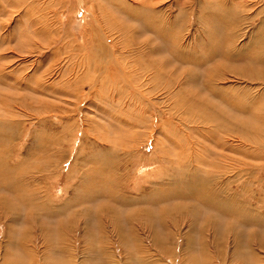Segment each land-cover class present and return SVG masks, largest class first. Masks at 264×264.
<instances>
[{
    "label": "rangeland",
    "instance_id": "1",
    "mask_svg": "<svg viewBox=\"0 0 264 264\" xmlns=\"http://www.w3.org/2000/svg\"><path fill=\"white\" fill-rule=\"evenodd\" d=\"M256 52L264 0H0V264H264Z\"/></svg>",
    "mask_w": 264,
    "mask_h": 264
},
{
    "label": "bare ground",
    "instance_id": "2",
    "mask_svg": "<svg viewBox=\"0 0 264 264\" xmlns=\"http://www.w3.org/2000/svg\"><path fill=\"white\" fill-rule=\"evenodd\" d=\"M261 51V50H260ZM249 60H251V61H253V65L250 63V65H252V68L254 69V68H261V65L263 64V68H261L260 69V71H264V55H263V53L262 52H259V53H253V54H251L250 55V57H249ZM258 78L260 79L261 77H263L264 76V72H261V73H259L258 75ZM249 80V79H248ZM216 93H218V92H216ZM215 93V94H216ZM214 96V95H213ZM231 97V96H230ZM234 107L235 108H237V109H243V107H245V105L241 102V100L240 99H238V98H235L234 99ZM209 105H210V103H209ZM207 107V106H206ZM204 108V107H203ZM207 116V115H206ZM211 117V116H210ZM3 138V137H2ZM4 143V142H3ZM10 146V145H9ZM6 147V146H5ZM20 162V161H19ZM17 163V162H16ZM19 164V163H18ZM20 165V164H19ZM18 166V165H17ZM14 168H15V166H13ZM20 168H22V166L20 167ZM2 169V168H1ZM16 175V174H15ZM18 175V174H17ZM30 175V174H29ZM29 175H28V177H29ZM19 176V175H18ZM26 176V175H25ZM19 178V177H18ZM15 179L17 180V177L15 176ZM15 179H14V181H12L11 182V186L14 184H17L16 182H15ZM23 179V178H22ZM27 179V178H26ZM31 179H32V177H31ZM2 181V180H1ZM4 181V180H3ZM26 181V180H25ZM27 183V182H26ZM5 184V183H4ZM29 185V184H28ZM6 186H7V184H6ZM16 186V185H15ZM118 186V185H117ZM189 186V185H188ZM187 186V187H188ZM22 187V186H21ZM200 187H201V189H200V191L196 194L197 195V197L198 198H200V195L204 192V191H207V190H210L211 189V186H207L206 185V183H205V180H204V183L203 184H201L200 185ZM12 188V187H11ZM13 189V188H12ZM16 189H18V188H16ZM20 189V188H19ZM22 189V188H21ZM25 189V188H24ZM23 189V190H24ZM16 194H17V196L19 197V198H22V199H24L29 205L31 204V207H32V202L30 201L31 199H30V196L28 197V193H27V191H26V193H23V192H19V191H16L15 192ZM35 193V192H34ZM38 194V193H37ZM36 194V195H37ZM114 194V193H113ZM205 195V194H204ZM225 195V194H224ZM16 196V197H17ZM18 197H17V199H18ZM30 199V200H29ZM124 199V198H123ZM3 200V199H2ZM203 202H205L204 200H202ZM2 202H4V201H2ZM1 202V203H2ZM24 202V201H23ZM217 202V201H216ZM5 203V202H4ZM16 203V202H15ZM18 203V202H17ZM208 203H210V204H213L215 207H217L218 206V204H215V203H213V202H208ZM13 204H14V201H13ZM23 204V203H22ZM24 204H26L25 202H24ZM23 204V205H24ZM17 205V204H16ZM15 205V206H16ZM21 205V204H20ZM40 205V204H39ZM223 205V204H222ZM0 206H1V204H0ZM22 206V205H21ZM26 206H28V205H26ZM10 207H11V209H13V210H15L17 207H15V209H14V207L13 206H10V205H8V204H3V207H1L0 209H1V211H2V209H4V210H6V209H10ZM40 207H41V205H40ZM26 208V207H25ZM225 208V207H224ZM169 210L171 209V207H169L168 208ZM29 210V209H28ZM35 210L36 211H38L39 209H36V207H35V209H32L30 212L32 213V214H30V216H29V222H28V226H30L31 227V224H32V222H33V225H35L34 224V219L36 218V215H34V213H35ZM168 210V211H169ZM8 211V210H7ZM5 212V211H4ZM14 212H16L17 213V211H14ZM29 212V213H30ZM34 212V213H33ZM39 212V211H38ZM170 212V211H169ZM234 213V212H233ZM1 215H2V213H1ZM10 215V214H9ZM12 215V214H11ZM6 217V216H5ZM10 217V216H9ZM27 217V216H26ZM8 218V217H7ZM3 219V218H2ZM1 219V220H2ZM6 219V218H5ZM16 219V218H15ZM18 219V218H17ZM26 219V218H25ZM115 219V218H114ZM117 219H119V218H117ZM14 220V219H13ZM11 221H12V219H11ZM16 221V220H15ZM10 222V221H9ZM18 222V221H17ZM24 222V221H23ZM20 223V222H19ZM23 225H24V223H23ZM12 228V227H11ZM28 229V228H27ZM121 230V229H120ZM122 231V230H121ZM28 233V232H27ZM5 235V234H4ZM219 237V236H218ZM20 240V239H19ZM21 241V240H20ZM33 241V240H32ZM29 243H31V241H28ZM239 242V241H238ZM253 242V241H252ZM13 243V242H12ZM19 244V243H18ZM112 244V243H111ZM122 245V244H121ZM35 246V245H34ZM126 246V245H125ZM164 246V245H163ZM162 246V247H163ZM203 246V245H202ZM235 246V245H234ZM252 246V245H251ZM108 247V246H107ZM123 247V248H122ZM122 247L120 248V253L119 252H117V249H116V245L115 244H112L111 245V248H110V250L111 251H114V253H115V257H121V256H125L126 254H124L125 252L123 251L124 249H126V248H124V246L122 245ZM138 247V246H137ZM216 247V246H215ZM248 247V246H247ZM253 247V246H252ZM101 249H102V251H105V249L103 248V247H100ZM129 249H131L130 247H128ZM139 249H141V248H139ZM139 249H135V252L137 253V252H141V250H139ZM237 249H239V248H237ZM242 249V248H241ZM248 249H249V247H248ZM107 251V250H106ZM132 251V250H131ZM238 252V251H237ZM216 253H217V251H216ZM244 253V252H243ZM241 255V254H240ZM126 257V256H125ZM131 257V256H130ZM251 258V257H250ZM255 259V258H254ZM254 259H253V261H254ZM256 260V259H255ZM12 262V261H11ZM15 262H13L12 264H14ZM256 263V262H255ZM10 264V263H9ZM252 264V263H251ZM257 264V263H256Z\"/></svg>",
    "mask_w": 264,
    "mask_h": 264
}]
</instances>
